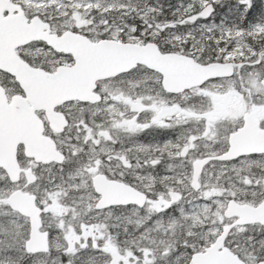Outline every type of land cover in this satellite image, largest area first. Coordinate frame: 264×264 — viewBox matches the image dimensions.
<instances>
[{
	"label": "snow or ice",
	"instance_id": "obj_1",
	"mask_svg": "<svg viewBox=\"0 0 264 264\" xmlns=\"http://www.w3.org/2000/svg\"><path fill=\"white\" fill-rule=\"evenodd\" d=\"M0 264H264V0H0Z\"/></svg>",
	"mask_w": 264,
	"mask_h": 264
},
{
	"label": "rangeland",
	"instance_id": "obj_2",
	"mask_svg": "<svg viewBox=\"0 0 264 264\" xmlns=\"http://www.w3.org/2000/svg\"><path fill=\"white\" fill-rule=\"evenodd\" d=\"M171 2H172V3H175V2H176V0H171Z\"/></svg>",
	"mask_w": 264,
	"mask_h": 264
}]
</instances>
